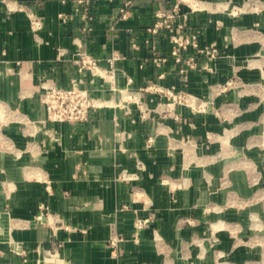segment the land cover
Segmentation results:
<instances>
[{
    "label": "crops",
    "instance_id": "crops-1",
    "mask_svg": "<svg viewBox=\"0 0 264 264\" xmlns=\"http://www.w3.org/2000/svg\"><path fill=\"white\" fill-rule=\"evenodd\" d=\"M126 1L91 0L89 30L77 0H0V264H44L52 247L62 264H166L169 254L173 264H215L194 236L211 229L208 207L229 198L221 188L225 170L236 189L249 179L239 161L219 154L241 146V135L226 134L225 124L243 120L241 105L255 104L226 83L263 45L264 9L247 0H202L189 31L199 30L200 45L215 43L220 55L207 65L199 57L182 74L168 35L156 37L168 56L162 63L146 42L156 10L173 0H132L122 17ZM26 8L44 17L39 33ZM81 51L104 67L117 54L115 79L79 71ZM79 76L99 105L82 123L50 120L42 93ZM152 83L208 106L173 105ZM137 99L150 107L146 117ZM139 217L148 222L136 235Z\"/></svg>",
    "mask_w": 264,
    "mask_h": 264
},
{
    "label": "rangeland",
    "instance_id": "rangeland-1",
    "mask_svg": "<svg viewBox=\"0 0 264 264\" xmlns=\"http://www.w3.org/2000/svg\"><path fill=\"white\" fill-rule=\"evenodd\" d=\"M243 3L264 9V0ZM230 80L242 90V98H252L255 104L241 105L243 120L225 124V133L240 134L242 144L226 155L219 154V159L239 161L247 168L249 179L246 177L236 189L229 184L228 170H225L221 188L228 192L229 198L218 207L214 204L208 207L213 210V216L206 220L211 229L195 234L194 240L206 242L214 254L215 264L220 261L222 264H264V42L261 48L242 58ZM234 196L239 198L238 202H233ZM239 203L240 208L234 215L232 210ZM173 262L169 254L166 264Z\"/></svg>",
    "mask_w": 264,
    "mask_h": 264
},
{
    "label": "built area",
    "instance_id": "built-area-1",
    "mask_svg": "<svg viewBox=\"0 0 264 264\" xmlns=\"http://www.w3.org/2000/svg\"><path fill=\"white\" fill-rule=\"evenodd\" d=\"M5 1L9 2V0ZM131 3L132 0H127L124 6L121 7L122 17L128 16L127 6ZM201 4L202 0H173L169 3H162L156 10L154 21L146 28L148 33L151 34L146 37V42L151 47L153 59L156 63L168 60L167 55L160 53L156 42V37L161 35H168L173 42L171 56L175 62L181 65L180 72L182 74H187L190 69L196 68L199 65V57H205L206 62L204 65H207L208 61L214 60L220 55V49L215 43L206 46L200 45L199 30L189 31L191 26V11L199 8ZM19 8L22 9L24 7ZM77 10L82 13V17L85 20L84 28L92 29L91 21L94 19V11L91 0H77ZM26 11L31 20L32 30L35 33H39L45 24L44 17L34 9L26 8ZM59 17L63 22H66L69 18L65 12H60ZM134 45L138 46L136 43ZM190 49H193V51L188 52ZM117 58V54L109 57L110 67H104L96 56L87 51H81L78 69L81 72L89 69L94 74L113 81L116 76L115 64ZM228 84H232V81H228L226 85ZM150 86L155 91L165 93L171 97L173 105L189 104L195 109H206L208 106V101L186 90L177 91L174 87L165 89L163 86L155 83H152ZM42 101L46 105L50 120L69 121L72 123L87 121L92 109L99 105L97 97L85 86V78L82 76L73 77L69 86L56 83L48 85L42 93ZM137 102L141 116L146 117L150 111V107L140 99H137ZM152 140L153 137L150 136L149 141L151 142ZM44 215H48V213L43 211L38 215V218L42 219ZM147 222L148 218L139 217L137 219L136 235H138L139 229L144 227ZM111 244L116 245V239ZM47 254L44 264H62L59 247L50 248Z\"/></svg>",
    "mask_w": 264,
    "mask_h": 264
}]
</instances>
